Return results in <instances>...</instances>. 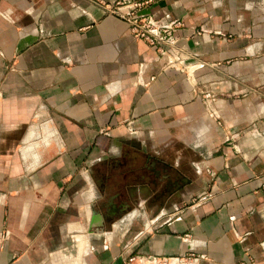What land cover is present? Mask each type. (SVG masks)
<instances>
[{
    "label": "crops",
    "instance_id": "0c3cea01",
    "mask_svg": "<svg viewBox=\"0 0 264 264\" xmlns=\"http://www.w3.org/2000/svg\"><path fill=\"white\" fill-rule=\"evenodd\" d=\"M123 1L191 59L121 0H0V264H264V0Z\"/></svg>",
    "mask_w": 264,
    "mask_h": 264
},
{
    "label": "built area",
    "instance_id": "2783aa9c",
    "mask_svg": "<svg viewBox=\"0 0 264 264\" xmlns=\"http://www.w3.org/2000/svg\"><path fill=\"white\" fill-rule=\"evenodd\" d=\"M143 2L134 4L121 0L119 6L115 8L117 14L127 21L130 34L134 38L141 39L153 46L158 51L166 48L167 44L174 43V33L180 20H177L165 13L160 18H155L149 12H141L140 7ZM178 52L182 51L180 48ZM182 63V62H181ZM188 234L184 235L186 238ZM204 254H197L187 251L180 255L164 256L154 254L135 253L126 258L127 264H199L204 259Z\"/></svg>",
    "mask_w": 264,
    "mask_h": 264
},
{
    "label": "rangeland",
    "instance_id": "374dc122",
    "mask_svg": "<svg viewBox=\"0 0 264 264\" xmlns=\"http://www.w3.org/2000/svg\"><path fill=\"white\" fill-rule=\"evenodd\" d=\"M127 3H132V2H127ZM141 12H143V11H141ZM164 14H162V15H164ZM162 15L160 17H162ZM160 17H156L155 16V18H160ZM179 48L180 47L177 45L175 37H174V43L167 44L166 48H163L162 51H158V49H155V48L154 49H155V52H156L157 56L164 60V65L165 66H167V67H177V65L181 64V62H184L186 60H190L191 59V56H189V54L187 52L183 51L181 48L180 49L182 51L178 52L177 49H179Z\"/></svg>",
    "mask_w": 264,
    "mask_h": 264
}]
</instances>
